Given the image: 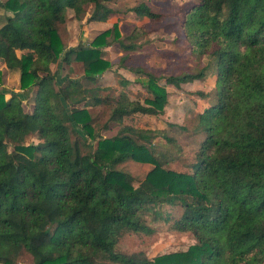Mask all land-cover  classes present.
Masks as SVG:
<instances>
[{"label":"trees","instance_id":"trees-1","mask_svg":"<svg viewBox=\"0 0 264 264\" xmlns=\"http://www.w3.org/2000/svg\"><path fill=\"white\" fill-rule=\"evenodd\" d=\"M111 1L0 0V67L2 60L19 74L23 92L36 89L31 112L22 94L0 89V263L29 254L30 264H264V0H200L185 11L191 51L209 58L196 70L156 74L124 56L120 65L140 78L143 99L126 90L103 95L98 84L113 68L104 48L138 49L143 25L126 43L114 22L81 48L67 47L58 31L69 10L82 19L92 6L87 22H107L116 12ZM129 11L152 22L164 16L144 2ZM60 61L81 63L90 86L70 77L59 83L52 65ZM207 78L211 89L197 94L215 101L197 104L192 126L204 137L191 170L176 171L167 164L182 146L167 129L124 120L136 113L167 120V85ZM88 99L111 106L115 135L99 134L80 105ZM31 134L37 142L27 143ZM128 162L153 168L135 185ZM165 206L174 210L165 214ZM147 214L196 242L153 258L119 250L125 232H155Z\"/></svg>","mask_w":264,"mask_h":264},{"label":"rangeland","instance_id":"rangeland-1","mask_svg":"<svg viewBox=\"0 0 264 264\" xmlns=\"http://www.w3.org/2000/svg\"><path fill=\"white\" fill-rule=\"evenodd\" d=\"M5 1V0H2ZM144 2L153 11L164 14L160 21L152 22L147 18L136 19L134 13H130V8ZM200 0H116L110 5L116 9L115 15L108 23L87 22V17L91 14L93 7H89L82 19L74 17L72 10H69L68 21L65 25L58 27L59 34L67 47L81 48L91 42L95 36L104 30L111 28L114 22L119 24L121 38L128 43L127 36L136 26L143 25L146 35H142L138 41L141 47L126 52L119 42H113L104 48V57L113 63V68L105 72L100 78V85L106 87L102 94H109L117 98L123 90H126L131 98L143 99L146 92L142 86L140 78L127 68L121 66V59L127 56L126 64L132 66H142L156 74H179L187 70H196L206 64L209 60L207 56H200L191 51V45L185 36L183 19L185 11ZM118 9V10H117ZM71 16V17H70ZM21 52L19 51V54ZM52 69L58 72V81L63 83L67 77L80 80L85 86H90V82L84 78V70L81 63L72 61L66 64L63 61L52 65ZM126 78L131 81L128 87H123L120 80ZM0 89L8 95L20 93L23 96L25 109L31 112L34 108V89L32 92H23L19 81V74L10 71L1 60L0 67ZM161 80V83H164ZM213 79L207 78L204 81H194L183 83L180 88L174 85H167L168 103L166 105L165 118L153 115L136 113L125 118V124L140 128L167 129L168 134L175 138L182 146V152L177 159L170 161L167 166L176 171L188 172L191 170L192 160L195 152L200 146L203 134L193 130L195 121L194 111L199 102L205 101L207 104L215 101L214 96L205 99L199 97L198 90L209 91L213 85ZM80 105L86 106L92 113L94 125L99 128L102 136H112L118 131L120 125L108 123L111 106L103 104L96 105L93 100H86ZM168 122L176 125L189 126V129H181L178 126L171 127ZM108 124V127H104ZM193 126V127H192ZM71 127V126H70ZM80 133L73 132V138ZM38 136L31 134L27 138V143L37 142ZM93 144L95 141H92ZM153 168L152 164H139L128 162L124 169L134 176V184L144 179L145 175ZM174 210L173 207L165 206V214ZM147 220L155 228L154 233L127 231L121 237L118 248L126 253L144 252L148 257L153 258L160 254L183 251L194 244L195 237L189 232H180L170 223L163 219H153L152 215H146ZM32 258L29 254H23L18 259V264H30ZM2 264V263H0Z\"/></svg>","mask_w":264,"mask_h":264},{"label":"crops","instance_id":"crops-1","mask_svg":"<svg viewBox=\"0 0 264 264\" xmlns=\"http://www.w3.org/2000/svg\"><path fill=\"white\" fill-rule=\"evenodd\" d=\"M115 9V8H114ZM116 10V9H115ZM118 10V9H117ZM115 15V13L112 15V16H114ZM135 16V18L136 19H141V18H146L145 16H142V15H136V14H134ZM112 16H110V18H109V20L107 21V22H105V23H108L109 21H110V19H111V17ZM101 23H104V22H101ZM86 101V100H85ZM85 101H83V102H85Z\"/></svg>","mask_w":264,"mask_h":264}]
</instances>
